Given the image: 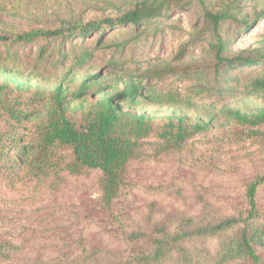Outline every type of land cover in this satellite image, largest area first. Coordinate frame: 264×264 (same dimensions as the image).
<instances>
[{
    "label": "trees",
    "instance_id": "obj_1",
    "mask_svg": "<svg viewBox=\"0 0 264 264\" xmlns=\"http://www.w3.org/2000/svg\"><path fill=\"white\" fill-rule=\"evenodd\" d=\"M218 1L219 9L204 7V25L213 31L215 41L209 44L206 56L193 63L153 65L138 75L125 69L121 82L88 76L64 85L65 76L92 56L95 48L85 47L73 55L62 81L52 89L32 86L19 77L0 78V185L13 188L34 183L37 190L45 185L55 189L63 174L88 178L98 171L101 208L110 217L86 225L78 239L39 237L18 245L0 241V264H264V208L258 201L264 164L246 181L237 203L214 200L202 186L159 183L138 190L150 193L142 209L125 216L114 208L130 185V162L182 153L189 143L207 140L218 115L229 127L216 136L220 141L217 150L224 151L225 144L249 142L264 155V105L252 110L225 105L217 111L210 109L206 119L194 121L184 114L158 117L138 112L144 101L155 105L182 102L174 93L161 95L153 89L144 97L143 80L169 74L190 78L202 73L206 88L222 92L231 89L226 75L230 69L264 63V56L253 51L228 53L218 31L234 15L231 5L225 4L229 0ZM194 2L204 4V0H138L114 16L67 18L56 27L31 28L13 39L71 40L74 49L78 45L75 39L96 31L101 35L116 24L147 25L169 10ZM45 50L41 46L40 51ZM67 58L64 53L58 61ZM252 82V92H263L264 72L256 74ZM171 187L181 196L190 193L199 198L192 212L179 215L156 205L158 193L152 191ZM179 195L170 197L177 201Z\"/></svg>",
    "mask_w": 264,
    "mask_h": 264
},
{
    "label": "rangeland",
    "instance_id": "obj_2",
    "mask_svg": "<svg viewBox=\"0 0 264 264\" xmlns=\"http://www.w3.org/2000/svg\"><path fill=\"white\" fill-rule=\"evenodd\" d=\"M135 1L138 0H0V78L19 77L32 86L52 89L62 81L73 55L85 47L95 48L92 56L65 76L64 85L88 76L121 82L125 79L122 71L125 69L138 75L153 65L189 64L206 56L215 36L204 25V7L219 9L221 2L218 0H204V4L194 2L169 10L147 25L122 23L107 27L101 35L96 31L83 39H75L78 45L74 49L71 40L13 39V35L31 28L56 27L67 18L114 16ZM225 4L231 5L234 17L226 19L218 32L228 53L245 49L264 56V0H229ZM43 45L44 53L40 51ZM71 51L73 54H69ZM64 53H67V60L58 61ZM251 65L230 69L226 75L230 76L227 86L231 89L222 92L206 88V77L204 79L202 73L197 74L200 78L169 74L143 80L140 85L145 91L144 97L148 89H153L161 95L174 93L182 102L155 105L144 101L138 112L158 117L184 114L194 121L201 117L206 119L210 109L217 111L225 105L243 110L263 106L264 91L254 93L251 89L253 77L264 72V63L257 61ZM223 119L218 115L210 137L189 143L182 153L146 156L130 162V185L115 202L116 212L128 216L134 209H142L150 193H138V190L159 183H175L184 188L202 186L214 200L237 203L246 181L262 169L264 155L249 142L225 144L224 151L217 150L220 141L216 136L229 127ZM99 175L98 171L88 178L63 174L62 183L55 189L45 185L37 190L34 183H19L10 188L3 183L0 185V241L18 245L39 237L78 239L86 225L109 220L100 204ZM259 189L258 201L264 208V184ZM152 192L158 193V207H169L179 215L192 212L199 202V198L190 193L179 195L174 187ZM173 194L179 195L180 200L174 201L170 197Z\"/></svg>",
    "mask_w": 264,
    "mask_h": 264
}]
</instances>
